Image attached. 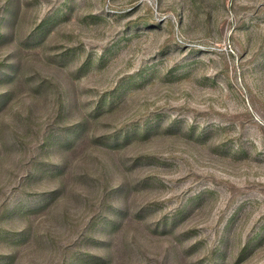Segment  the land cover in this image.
Instances as JSON below:
<instances>
[{"label": "rangeland", "instance_id": "rangeland-1", "mask_svg": "<svg viewBox=\"0 0 264 264\" xmlns=\"http://www.w3.org/2000/svg\"><path fill=\"white\" fill-rule=\"evenodd\" d=\"M0 264H264V0H0Z\"/></svg>", "mask_w": 264, "mask_h": 264}]
</instances>
